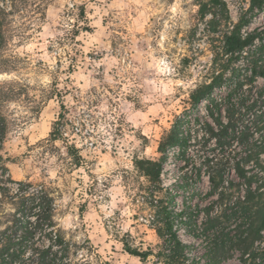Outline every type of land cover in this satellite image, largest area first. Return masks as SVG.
<instances>
[{"label":"rangeland","instance_id":"374dc122","mask_svg":"<svg viewBox=\"0 0 264 264\" xmlns=\"http://www.w3.org/2000/svg\"><path fill=\"white\" fill-rule=\"evenodd\" d=\"M228 5V14L230 23H238L242 18L249 22L243 28V32L255 31L264 39V11L257 9L251 10V0H226ZM41 3V14L32 7V12L26 18L16 15L14 20L17 32L12 36L6 57L9 62L0 68V75L4 73L15 72L17 75L22 73H33L35 75L49 72L47 61L41 57L51 54L55 51L53 48V36L41 35L45 32V25L49 31H63L61 23H55L53 20L57 17H67L73 15L75 9L76 20L72 21L70 32H66L63 38L55 37V43L64 49L63 56H55V70L50 74L53 76L50 90L45 92L43 88H38L35 84H28L27 78L21 80L0 79V110L7 120V131L3 143L1 154L5 159L6 166L9 168L11 177L14 180L11 186L16 187L17 181H30L34 184H43L49 188L56 199V215L61 217L72 214V205L75 203V216L80 222L79 227L75 229H63L68 240L77 245L79 251L78 257L87 258L91 264H144L140 258L130 255L124 250V240H128L131 245L139 239V248L146 250L148 247L154 250L158 249L161 239L154 226V211L151 208V197L147 188L150 183L143 173L137 168L138 160L160 159L163 155L160 152L159 145L163 134L169 130L174 122L175 116L184 112L188 103L190 93L198 85L208 82L211 79L210 68L215 46L221 45L222 31L226 29L227 20L223 19L221 30L214 31L211 21L215 20L213 14H208L205 19L200 18L197 0H103L105 5L124 4L125 8H112L108 15L101 18V26L105 33L93 41L92 44H86L89 37L95 35L97 29L91 26L89 16L95 9H89L88 3L99 5L100 0H84L83 3H76V0H36ZM64 4L67 9L63 12H57L60 4ZM71 3L73 8L68 9ZM179 3L180 9L177 14H173L169 9ZM50 11L54 14L50 16ZM183 13V14H181ZM219 18H225V13L218 12ZM169 17H173L169 19ZM95 19V17H92ZM80 21H83L81 24ZM165 22L169 25L165 28ZM166 33L162 37L161 33ZM82 33L87 36L84 39H77ZM48 43L41 48V45ZM163 43H159L160 41ZM28 44H35L36 47L31 51L27 50ZM261 40L256 41L259 46ZM67 45V47H65ZM89 51H85V48ZM71 48V52L68 49ZM249 54V53H247ZM108 57V62L99 64L98 69L93 71L97 62ZM64 60H68L67 68L64 67ZM115 61L113 64L112 61ZM246 58L242 59L244 62ZM34 61V62H33ZM160 61H163L161 64ZM8 68V69H2ZM77 72L84 75L92 73L90 79L102 81L101 90H106L108 104L112 108L120 111V107L132 105L131 111L143 113L147 119L139 127H134L131 121L125 119V113L121 111L120 116L112 113L114 120L109 121L115 125V135L113 136V145L117 138H123L125 134H131L141 143L138 149H133L130 162L131 169L120 166L113 171L108 179L101 180L97 177L95 168L100 165L99 158L87 159L80 155L83 149L77 148L75 143L68 145V155L72 157L71 162L66 157L60 156L56 161L61 165L60 171L55 178L49 176V168L55 167L48 165L45 159L46 155H52L59 152L54 147L53 141L57 139L67 140L63 136L65 130L71 129L70 134L80 136L81 139L93 137V132H87L85 129L89 126L95 128L99 120L93 119L91 125L83 123L81 117L92 118L93 114L85 109L74 116L76 105L69 108L65 102V97L81 89L75 85L61 89L59 87L60 76H64V84H72V77ZM105 73L112 77V80L118 81L115 86L109 85L105 80ZM250 71H246V74ZM81 84L84 81H80ZM228 85L218 93L226 94ZM226 90V92L224 91ZM38 93V97L33 95ZM95 96L88 103V108H95L99 111L98 105L101 103V91L93 85L87 92ZM147 98V99H145ZM73 101L79 98L72 95ZM234 103H241L242 111L240 116L248 120L252 132H249V142L257 149L264 146V76H259L252 84H246L240 90L234 93L232 97ZM19 104L28 108L31 116L28 121L35 120L40 122L45 115L52 116L54 119L50 122L51 131L48 136L37 140L35 144L30 143V136H21L23 144L15 142L16 130L23 126L25 121L14 118L16 109H10V104ZM206 102L199 104L197 113L204 116L206 114ZM252 105V107H251ZM30 106V107H29ZM223 108V115L226 118L228 113L227 104ZM72 117V118H70ZM73 119L79 121V124H73ZM141 117H137L139 121ZM103 120V116L100 117ZM145 128L148 133L145 135ZM226 145L223 146V153L233 157L237 152L245 150L248 144L238 142V138H226ZM103 142L101 141V144ZM92 148H96L95 140L89 139ZM214 144V143H212ZM252 146V147H253ZM20 149H23L21 151ZM40 149L39 152L36 150ZM125 152L127 150L125 149ZM109 155L114 161L116 159V147L111 151L108 148H100V156ZM264 160V154H262ZM118 162V161H117ZM128 161H125L127 163ZM181 161L174 149L168 152V159L165 162L162 179L167 191L174 194L176 206L181 208L184 201L188 203L205 204L204 195L209 189V180L205 175L202 181L191 182V186L185 189L180 186V176L183 175L180 169ZM83 167L84 173L92 183L84 187L81 179V173L78 169ZM77 175L73 176V173ZM121 176V186L125 201L118 203L117 208L113 210V216L107 219L99 213L97 201L83 197H92L98 195L101 191H107L112 187V177ZM74 185V186H73ZM102 185V188H98ZM83 188V191H81ZM198 189V190H196ZM192 190L200 191L193 192ZM166 192V191H164ZM65 195L75 197L69 200L68 204L61 208L57 201L63 200ZM79 200V203H76ZM105 201L111 200L110 196L104 197ZM6 204L2 210L9 209ZM95 208L100 219L97 221L86 220ZM127 208L130 216L122 217L121 213ZM123 220H130V229H134L137 236L132 232H125L123 236L119 234L117 223ZM111 224V228L109 227ZM97 225L103 227L105 234L111 239H105L104 244L109 247L104 249V244L99 243L101 233ZM3 225H0V229ZM181 238L192 244V252L201 256L205 261L204 254L207 246L204 242L189 235L184 229H180ZM84 233L79 242L75 239L77 235ZM95 233V235H93ZM153 240L149 241L148 236ZM154 241V242H153ZM116 244L122 245L117 248ZM147 245V247H145ZM264 246V243L263 245ZM101 249H104L103 252ZM91 257V259H89ZM148 264H152L154 257H150ZM221 264H243L239 260L238 253L222 261Z\"/></svg>","mask_w":264,"mask_h":264},{"label":"trees","instance_id":"16d2710c","mask_svg":"<svg viewBox=\"0 0 264 264\" xmlns=\"http://www.w3.org/2000/svg\"><path fill=\"white\" fill-rule=\"evenodd\" d=\"M197 2L200 18L213 14L214 31L221 30L226 19V29L221 45L213 50L211 79L191 91L190 107L175 116L160 140L163 156L137 162L150 183L147 191L161 244L157 250H143L126 239L124 250L144 264L150 257H154L152 264H221L234 253L243 264H264V146L257 149L249 142L253 127L240 116L243 104L232 99L237 90L264 76V39L255 31L243 32L249 22L245 18L229 24L226 0ZM0 5L1 68L9 62L5 52L17 32L15 16L28 17L32 7L41 14L42 5L36 0H0ZM250 9L264 11V0H251ZM218 12L225 13V18L217 17ZM224 85H228L227 93H218ZM203 101L204 116L197 113ZM225 103L226 118L222 108ZM6 131L7 120L0 110V264H91L87 258L78 257L77 245L67 239L53 219L56 199L49 188L30 181H17L16 187L11 186L14 180L1 154ZM229 137L248 146L230 157L222 151ZM172 149L182 162L181 187L188 189L191 182L208 177L209 189L204 195L198 189L192 190L206 198L205 204L184 201L179 208L174 194L165 188L162 174ZM6 204L10 208L2 210ZM180 229L204 242L205 261L192 252V244L181 238Z\"/></svg>","mask_w":264,"mask_h":264},{"label":"clouds","instance_id":"9594fccd","mask_svg":"<svg viewBox=\"0 0 264 264\" xmlns=\"http://www.w3.org/2000/svg\"><path fill=\"white\" fill-rule=\"evenodd\" d=\"M83 2L84 0H76V3H83ZM87 7L89 9H95V11L91 14V16H89V20L91 21V26L97 29L95 35L92 37H89L88 40H86V44L90 45L93 43V41L97 40L99 36L104 35L105 33L104 27L101 26V18L104 16H107L108 11L110 9L125 8L127 7V5H124V4L105 5L103 3V0H100L99 5L88 3ZM72 8H73L72 4L69 3L68 9H72ZM179 9H180V5L179 3H177V4H174L169 9V11H171L175 15L179 12ZM66 10L67 9L64 8L63 3H61L60 7L56 9L57 12H63ZM73 13H74L73 15L67 16L66 18L57 17L56 19L53 20L52 22L53 25L55 23H61L63 31L55 32L54 29L53 31H49V27L45 25V32L41 34V35L53 36L52 43H53V48L55 49V51L51 54L52 58L49 59L48 53H45L41 57L42 59L47 61L48 68H49L48 73L40 74V75H35L33 73H22L21 75H17L15 72H12V73H4L0 75V79L21 80V82H23L22 77H26L28 84H35L37 85L38 88H43L45 92L50 90L51 85H52V80H53V76L50 73L55 70V56L57 54H59L60 56H63V53H64V49L60 48L55 43V37L59 36L60 38H63L66 32H70L72 28L71 22L76 20L75 9H73ZM49 14L50 16L54 15L51 11ZM92 17H95V19H93ZM172 18L173 17H169V19H172ZM80 23L82 24L83 21H80ZM168 26L169 25L167 24V22H165V28H167ZM85 36H87V34L82 33L81 36L77 37V39H84ZM161 36L166 37V33L162 32ZM47 43L48 41L45 40V44L41 45L40 47L43 48ZM159 43L162 44L163 41L161 40ZM34 47H36L35 44H28L27 50L31 51L32 48ZM65 47H67V45H65ZM84 50L89 51L90 49L86 47ZM68 51L71 52V48H69ZM108 60L109 58L105 57L104 60L97 62L96 67L93 69V71H96L98 69L99 64H104L108 62ZM68 63H69L68 60H64L65 68H67ZM112 63L114 64L115 61L113 60ZM160 63L162 64L163 61H160ZM104 75H105V80L109 85L115 86V83H118V81L114 82L112 80V77L107 76V73H105ZM91 76H92L91 72L88 73V75H84L82 72H77L72 77V84L70 85H66L63 83L65 79L64 76H60L59 78L61 81V83L59 84V87L61 89H64L66 87H72V85H75L77 88L81 89L80 92H76L75 89H73V93L65 97V102L69 108H72L74 104L76 105L75 112L73 115L79 116L81 112L87 109L88 112L93 114V116L92 118H89L86 116L81 117V119L83 120V123L86 125H91L93 122V119L99 120V123L97 124L95 128L89 126L85 129V131L87 132H93L95 134L93 137L81 139L80 136H77L75 134H70L71 129H68L63 132V136L67 137L66 142L63 139H57L53 141L54 147L58 148L59 152L56 154H52L50 156L46 155L45 157L48 165L55 166V167L49 168L50 177L55 178L57 176V172L60 171L61 165L56 164V161L58 160L60 156L66 157L67 160L71 162L72 157L68 155L67 147L68 145H71L73 143H75L77 148H82L83 145H88L86 149H83L80 152L81 156H84L87 159L99 158L100 165H103V166L102 167L97 166L94 170L97 173V177L101 180L108 179L111 176L112 172L117 170L120 166L129 168V169H131L132 167L131 162H130L132 151L133 149H138L141 142L138 139H136L133 135L125 134V136L122 139L117 138L115 145H113V136L115 135V125L110 124L109 121L114 120L116 117H119L122 111L126 114L125 119L127 121H131L134 127H139L141 124H143L144 120L147 119V117L143 113L131 111L132 109L131 104H127L126 107L122 105L120 107V111H117L116 108H112L111 112H109V108L111 106L108 104L107 99L104 98L107 95L106 90H101L99 87L100 84L103 82L97 81L95 79H90ZM80 81H84V83L81 84ZM93 85L97 86L98 91H101V103L98 105L99 111H96L95 108H88V103L92 99H96V97L92 96L91 94H89L88 97L84 96V93L87 92L89 88ZM33 95H36L38 97V93H33ZM72 95H76L79 99L76 101H73ZM9 108L16 109L14 118L25 121L23 126L19 127L16 130V133H15L16 143L23 144V141L20 139L21 136H30L31 137L30 143L32 144H35L37 140H41L48 136L49 132L51 131L50 122L54 119V117L45 115L44 117L41 118L40 122H36L35 120L28 121L27 117L31 116V113L28 111V108L23 107L22 105H19V104H15V103L10 104ZM113 112L116 113V117L112 115ZM101 116H103V120H100ZM137 117H141V119L138 121ZM73 124L78 125L79 121L76 119H73ZM144 131H145V135H147L148 133L147 128H145ZM89 139L95 140L97 144L96 148L91 147V145L89 144ZM101 141L103 142L102 144H101ZM113 146L116 147L115 161L109 155L100 156L101 147L108 148L109 151H111V148ZM125 149L127 150V152H125ZM20 150L23 151V149H20ZM36 151L39 152L40 149H37ZM125 161H128V162L125 163ZM78 173L83 174L84 168L83 167L79 168ZM75 175H77V172L73 173V176ZM81 179L84 182V187H87L92 183V181L88 178L87 174L81 175ZM111 183H112V187L109 188L107 191H101L99 192L98 195H94L90 198L86 196L83 197V198H88V199L97 201L99 213L103 215L104 219L112 217L113 210L117 208L118 203H122L126 199L125 196L123 195L124 190H123V187L121 186L122 184L121 176L118 172L115 177H112ZM98 188H102V185H99ZM81 191H83V188H81ZM105 196H110L111 200L105 201L104 200ZM74 199L75 197L65 195L64 199L57 201V203L59 204L61 208H63L68 204L69 200H74ZM79 202H80L79 200H76V203H79ZM71 213L72 214H68L63 217H61L60 215H56L53 217V219L56 220L59 226L64 229H75L79 227V223H80L75 216V203L72 205ZM130 215L131 213L128 211V209L124 208L121 213V216L125 217V216H130ZM99 219H100V216L97 214L95 208L92 209L91 215L86 217V220H93L94 222ZM131 223L132 221L130 220H123V222L117 223V228L121 236H123L125 232H132V235L134 237L137 236V233L135 232V230L129 228V225ZM97 227H98L99 232L101 233L99 241H98L99 243L104 244L105 239H109V240L111 239L110 236L104 233L102 226L97 225ZM109 227L111 228V224H109ZM83 235L84 233H80L79 235L76 236L75 239L77 240V242L81 240ZM93 235H95V233H93ZM147 239L149 241L153 240L151 235L148 236ZM137 244H139V239H137L132 246L136 247ZM108 247L109 246L107 244H104V249H107ZM116 247L119 249L122 247V245L116 244ZM145 247H147V245H145ZM104 249H101V251L103 252ZM89 259H91V257H89Z\"/></svg>","mask_w":264,"mask_h":264}]
</instances>
